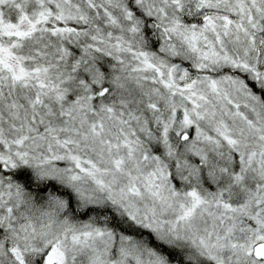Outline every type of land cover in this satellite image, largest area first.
I'll use <instances>...</instances> for the list:
<instances>
[{"label":"snow or ice","instance_id":"1","mask_svg":"<svg viewBox=\"0 0 264 264\" xmlns=\"http://www.w3.org/2000/svg\"><path fill=\"white\" fill-rule=\"evenodd\" d=\"M0 264H264V0H0Z\"/></svg>","mask_w":264,"mask_h":264}]
</instances>
